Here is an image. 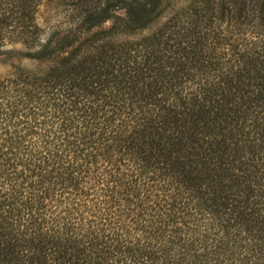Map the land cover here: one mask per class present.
Returning <instances> with one entry per match:
<instances>
[{
    "label": "trees",
    "instance_id": "1",
    "mask_svg": "<svg viewBox=\"0 0 264 264\" xmlns=\"http://www.w3.org/2000/svg\"><path fill=\"white\" fill-rule=\"evenodd\" d=\"M76 1L42 42L41 0H0V54L48 62L0 76V264H264V0L144 34L161 0Z\"/></svg>",
    "mask_w": 264,
    "mask_h": 264
},
{
    "label": "rangeland",
    "instance_id": "2",
    "mask_svg": "<svg viewBox=\"0 0 264 264\" xmlns=\"http://www.w3.org/2000/svg\"><path fill=\"white\" fill-rule=\"evenodd\" d=\"M204 1V2H202ZM76 0H41L37 12H36V22L41 28L40 38L43 42L47 37L53 35L54 40H59L69 33L68 31L73 28L71 21V12L74 11V7L71 3H76ZM190 4L195 5H205V0H161V4L156 10V13H159V19L157 21L149 24L145 29H141L135 32V34H144L149 32L158 24L163 23L169 16L173 13L178 12L180 9L188 7ZM215 13L219 14L222 11H225L224 5H226V0H215ZM223 5V6H221ZM112 18L104 21L100 26L94 27L88 32H78V41H74L72 47H67L61 51L60 56L67 55L71 49L76 47L78 43L84 42L82 44L83 49H90L84 44H92L94 39V32L99 30H107L110 27H113L114 20L125 19V8L117 7L112 10ZM116 18V19H115ZM125 21L118 22V25L114 26L117 32H120V36H127L132 32V27L134 26L130 23V27L125 25ZM129 22V21H128ZM149 27V28H148ZM224 30L223 35L227 38H231L235 35V29L233 33L227 31V26L224 23L221 27ZM231 29L229 28V31ZM76 38V37H75ZM84 40V41H83ZM228 42V41H227ZM226 42V43H227ZM230 42V40H229ZM24 50V47L19 42L5 41L2 47V53L0 54V76L1 77H14L19 70H32L37 71L38 69H43L46 66L47 61L44 63H37L25 58H22L21 52ZM51 61V60H50Z\"/></svg>",
    "mask_w": 264,
    "mask_h": 264
}]
</instances>
